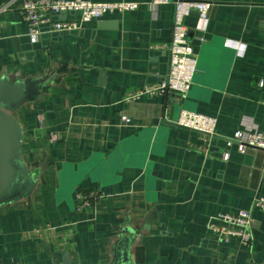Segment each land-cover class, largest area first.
<instances>
[{
	"label": "crops",
	"instance_id": "1",
	"mask_svg": "<svg viewBox=\"0 0 264 264\" xmlns=\"http://www.w3.org/2000/svg\"><path fill=\"white\" fill-rule=\"evenodd\" d=\"M12 1L0 0V76L49 78L13 114L37 186L0 208V264H62L65 254L71 264H110L125 231L133 264H264V213L253 208L264 152L225 146L248 125L264 130V0H180L210 4L203 33L196 13L185 20L196 72L179 99L216 118L206 143L162 123V95L145 92L168 74L172 4L152 13L149 0H88L136 8L42 44L17 3L2 11ZM89 194L82 207L76 196ZM239 210L250 212L249 247L206 230L210 217Z\"/></svg>",
	"mask_w": 264,
	"mask_h": 264
},
{
	"label": "built area",
	"instance_id": "2",
	"mask_svg": "<svg viewBox=\"0 0 264 264\" xmlns=\"http://www.w3.org/2000/svg\"><path fill=\"white\" fill-rule=\"evenodd\" d=\"M19 5L21 20L26 24L28 36L36 41L40 30L46 28L48 32H72L83 24L101 19L113 13H125L136 8L134 3H95L88 0H13L6 5ZM172 4V33L169 43V70L165 80L157 87L145 92L163 94L165 91L177 94L179 99L188 92L191 81L196 72V55L194 47L188 40V29L185 20L194 12L197 15V30L203 33L206 30L210 4L207 2L180 1V0H149L152 13H156L161 5ZM62 14L75 15L76 20L58 19ZM198 40H201L198 38ZM256 86L264 88V76L259 78ZM143 94L140 92L139 95ZM175 126L197 132L203 143L209 141L215 134L216 118L203 113L180 109ZM227 148L235 147L243 154L246 148L251 147L264 152V130L247 126L242 131L237 130L226 141ZM95 194L77 195L76 199L82 207H89L90 199ZM253 208L264 213V195H257L253 200ZM250 212L239 210L234 213H218L210 217L206 230L222 243L237 240L241 245L249 247L252 241Z\"/></svg>",
	"mask_w": 264,
	"mask_h": 264
},
{
	"label": "water",
	"instance_id": "3",
	"mask_svg": "<svg viewBox=\"0 0 264 264\" xmlns=\"http://www.w3.org/2000/svg\"><path fill=\"white\" fill-rule=\"evenodd\" d=\"M66 15L69 14H62L58 19ZM40 32L39 39L42 44L49 35H58L56 32H48L46 28ZM48 78L45 76L10 80L5 74L0 76V208L28 199L37 186L36 175L22 158L23 131L13 113L23 105L37 101L48 83ZM168 102H171L170 105ZM161 105L162 123L175 125L180 111L179 96L165 91ZM166 110H169V114L175 110L176 118L172 120L170 115L165 117ZM126 232L114 244L110 264H133L130 254L131 239ZM62 264H71L67 254L63 256Z\"/></svg>",
	"mask_w": 264,
	"mask_h": 264
},
{
	"label": "trees",
	"instance_id": "4",
	"mask_svg": "<svg viewBox=\"0 0 264 264\" xmlns=\"http://www.w3.org/2000/svg\"><path fill=\"white\" fill-rule=\"evenodd\" d=\"M14 114V113H13Z\"/></svg>",
	"mask_w": 264,
	"mask_h": 264
}]
</instances>
